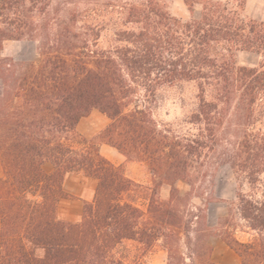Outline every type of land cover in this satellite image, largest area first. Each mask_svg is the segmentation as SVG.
<instances>
[{"label":"trees","instance_id":"trees-1","mask_svg":"<svg viewBox=\"0 0 264 264\" xmlns=\"http://www.w3.org/2000/svg\"><path fill=\"white\" fill-rule=\"evenodd\" d=\"M245 1L183 0L184 21L167 0H109L135 27L103 50L85 22L98 0H0V264H125L115 254L123 241L161 246L165 264H214L210 237L241 264H264V201L239 189L231 204L257 233L253 243L234 237L229 218L211 228L207 215L211 170L228 166L252 188L264 173V20L244 16ZM22 40L36 44V64L2 57L4 42ZM237 53L257 56V66H238ZM180 82L198 89L195 134L161 127L148 106ZM92 111L108 120L97 143L77 135ZM99 143L145 164L151 186L127 177ZM69 174L96 182L75 223L57 216L73 199Z\"/></svg>","mask_w":264,"mask_h":264},{"label":"rangeland","instance_id":"rangeland-1","mask_svg":"<svg viewBox=\"0 0 264 264\" xmlns=\"http://www.w3.org/2000/svg\"><path fill=\"white\" fill-rule=\"evenodd\" d=\"M210 1L226 2L227 0ZM97 3L93 7L97 8L96 14H91L92 17L86 19L85 22L97 26L100 34L97 46L99 49L105 50L117 45V32L132 29L135 26L127 25L125 22V12L116 6L109 5V0H98ZM167 3L171 15L184 21L190 19L183 0H167ZM199 11L200 7H197L195 13L198 14ZM242 13L248 18L263 21L264 0H246ZM1 54L2 57L21 64H36L38 61L36 44L27 40L4 42ZM235 62L238 66L253 67L257 66L258 58L250 53H237ZM197 94L198 89L195 83L180 82L171 87L160 88L148 106L154 119L161 127L171 128L179 134H195L197 133V127L190 123V118L197 111ZM107 123L108 121L105 122L104 115L98 111H92L88 117L81 119L77 128V135L87 141L97 143L99 142L97 136ZM262 123L264 124V118L262 119ZM72 142L73 146L77 149L82 148V145L77 144L75 140H72ZM101 145L104 144L99 143V147ZM114 152L117 151L114 149ZM123 160V163L118 165L122 166L127 177L136 184L149 188L151 186V176L146 165L127 160L125 157ZM210 174L212 176L211 190L216 200L208 206L209 226L213 229H219V222L229 218L230 228H232L231 232L238 241L242 243L257 241V233L248 228L247 223L240 218L231 204L235 202L239 189L245 194L252 195L254 199L264 201V173L260 176V180L255 188H252L244 181L239 182L228 166L211 170ZM79 176L82 175L72 174L64 181V190L73 199H67L60 204L58 208L59 218H72L75 220L74 222H79L83 203L91 201L93 197L94 190L92 189L91 191L89 189L91 187L83 184V179ZM80 188H83V190L81 191ZM178 188L181 192L188 190V186L182 183L178 184ZM89 191L90 194L88 193ZM161 194L165 196L167 191H161ZM137 196L139 197L140 194L137 193L135 197ZM195 204L199 205V202L196 200ZM230 207L232 209L231 216H229ZM208 244L212 249L211 261L214 264H241V259L238 255L228 248L220 238L210 237ZM115 254L125 264H165L167 261V254L161 246L157 245L147 249L135 241H123L115 249Z\"/></svg>","mask_w":264,"mask_h":264},{"label":"crops","instance_id":"crops-1","mask_svg":"<svg viewBox=\"0 0 264 264\" xmlns=\"http://www.w3.org/2000/svg\"><path fill=\"white\" fill-rule=\"evenodd\" d=\"M104 118H105V122H107L108 120H107V118L104 116ZM80 123V122H79ZM78 126H79V124H78ZM78 126H77V128H78ZM99 152L101 153V155H103L104 157H106L109 161H111L113 164H116V165H118V164H121V163H123V159H124V157L121 155V154H119L118 152H114V149L113 148H111V147H109V146H107V145H101L100 147H99ZM46 171H50V166H47L46 168ZM70 175H72V174H69V175H67V177H69ZM3 176V171H2V168H1V166H0V178ZM66 177V178H67ZM79 177H82V179H83V184H86V185H88L89 187H91V188H89V189H91V191H92V189L94 190V188H95V186H96V182L94 181V180H92V179H89V178H85V177H83V176H79ZM65 178V179H66ZM63 188H64V184H63ZM81 189V191L83 190V188H80ZM65 191V190H64ZM84 192V191H83ZM89 194H90V191L88 192ZM75 195V194H74ZM67 200V199H66ZM66 200H62V201H60V203H59V205H58V208H59V206H60V204L62 203V202H64V201H66ZM59 214H58V210H57V216H58ZM58 218H59V216H58ZM60 220H62V221H67V222H71V223H75L74 221L75 220H73L72 218H59Z\"/></svg>","mask_w":264,"mask_h":264}]
</instances>
